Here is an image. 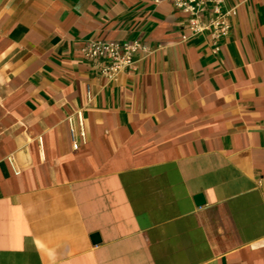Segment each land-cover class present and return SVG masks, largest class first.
Here are the masks:
<instances>
[{"label": "crops", "instance_id": "0c3cea01", "mask_svg": "<svg viewBox=\"0 0 264 264\" xmlns=\"http://www.w3.org/2000/svg\"><path fill=\"white\" fill-rule=\"evenodd\" d=\"M203 2L226 35L169 0H0V264H264V0ZM97 39L144 48L107 78Z\"/></svg>", "mask_w": 264, "mask_h": 264}, {"label": "built area", "instance_id": "2783aa9c", "mask_svg": "<svg viewBox=\"0 0 264 264\" xmlns=\"http://www.w3.org/2000/svg\"><path fill=\"white\" fill-rule=\"evenodd\" d=\"M173 6L189 15L188 28L193 34L208 31L213 39L224 36L229 32L230 22L227 19V14L221 12L218 7L214 8V15L207 21L201 18L203 10V0H169ZM144 47L137 40L119 42L116 40H91L86 42L83 53L87 59H100L102 62L101 74L107 78H114L121 71H125L132 64L133 53ZM80 131L79 134L84 138L82 114L77 111ZM70 120V119H69ZM70 136L72 147L78 148V143L75 141L74 128L70 125Z\"/></svg>", "mask_w": 264, "mask_h": 264}, {"label": "water", "instance_id": "95a60500", "mask_svg": "<svg viewBox=\"0 0 264 264\" xmlns=\"http://www.w3.org/2000/svg\"><path fill=\"white\" fill-rule=\"evenodd\" d=\"M194 200H195V203L198 205L203 203V201H204L203 195L201 193L195 194ZM90 238H91V241L93 243H97L100 241V237H99V234L97 232L91 233Z\"/></svg>", "mask_w": 264, "mask_h": 264}]
</instances>
